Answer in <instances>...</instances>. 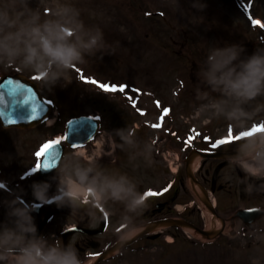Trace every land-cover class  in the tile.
Wrapping results in <instances>:
<instances>
[{"label": "clouds", "instance_id": "1", "mask_svg": "<svg viewBox=\"0 0 264 264\" xmlns=\"http://www.w3.org/2000/svg\"><path fill=\"white\" fill-rule=\"evenodd\" d=\"M191 6L197 11L206 7L201 0H192ZM97 53L98 58L110 54L102 29L86 25L80 9L70 0H36L35 6L33 0H0V70L14 68L31 74L51 91L61 81L71 83L70 70L86 64L87 58L97 57ZM196 76L197 116L222 119L245 132L264 112V103L254 104L264 98V46L247 55L241 44H214ZM115 135L121 141L115 147L138 148L133 130L117 129ZM234 151L230 164L244 173L245 179L238 181L243 190L249 195L264 192V183H252L264 182V132L237 141ZM151 153V146L145 144L129 159L139 155L151 164ZM101 158L66 154L52 170L55 175L50 180L30 185L31 203L23 200L22 190L8 189L0 182V190L8 191L11 197L0 200L6 209L5 222L0 223V264H85L73 245L50 242L48 236L38 233L33 213L45 205L72 211L82 208L93 220L110 222L114 212L109 202L122 204L120 238L128 240L141 231L134 217L147 207L144 194L126 173L101 165ZM224 179L232 177L225 175ZM252 235L264 239V230L256 229ZM253 264L259 262L254 260Z\"/></svg>", "mask_w": 264, "mask_h": 264}, {"label": "rangeland", "instance_id": "2", "mask_svg": "<svg viewBox=\"0 0 264 264\" xmlns=\"http://www.w3.org/2000/svg\"><path fill=\"white\" fill-rule=\"evenodd\" d=\"M132 1L70 0L75 7L80 9L81 18L86 25H95L102 29L110 54L106 53L101 58H98L100 54L97 53V57L87 58L88 62L86 64L76 65L70 70L71 83L61 81L51 91L47 90L39 82L43 93L53 99L58 110L64 116L70 114H94L96 111L106 112L110 124L105 126V128L111 133L110 129L114 127L111 122L114 121V117H112L114 111L128 110L126 106L119 103L122 102L121 100L114 98L121 95V93L100 95L93 85H86L80 79L85 77L86 81H90L97 78L100 83L111 85L112 81H108L109 77L119 82L127 80L126 76H128L134 80H148L155 85L164 84L162 91L170 98L177 94L178 99L173 100L170 104L174 108V119L177 117L176 125L174 126L181 131L188 130L190 123L201 125L208 122V118L199 117L197 114L194 115L192 107L184 103V98L191 95L192 88L196 89L191 82V63L187 61L185 54H190L191 57H195L197 60L201 59V62H203L209 49L214 44L222 47L226 43H237L241 44L246 49V52L254 51L256 47L264 46V32H262L264 30L254 28L250 20L247 19L248 15L261 17L259 15L264 14V6H261L264 4V0H201L206 5L203 11H197L193 8L191 6L192 0ZM35 3L36 0H33V6H35ZM114 28L117 29L115 36ZM117 35L120 37L118 38ZM114 51H116L115 54ZM136 66H140V68H136L133 73L130 72ZM9 71H16V69L0 70V74ZM119 84L121 85V83ZM151 87L153 86L148 85L147 89H151ZM255 103H264V98H258ZM178 114L181 115L178 116ZM183 116H187L188 119ZM221 124L222 122L218 121V119H211V127L213 129L221 128ZM1 131L0 144L3 146L5 141H7L14 146V149L12 151V148H10L6 153V157L3 158L0 152V163L2 164V162L6 161L11 164L12 160L13 162L18 160L19 163L28 165L30 163L28 158L30 147L27 135H20L18 140L16 138L17 135L11 134L13 132L9 131L6 134H1L3 133ZM37 137L39 138L40 136ZM149 145L152 149V162L149 167V173H152L154 169V172L162 171V178L164 176L169 178L171 174L167 172L164 156L161 152L155 151L156 146H153L152 143ZM129 149L124 150V152H129ZM139 151H142V149ZM100 153L101 155L103 154L101 150ZM166 154V163L175 166L176 161L170 157L172 152ZM111 156L114 157V151L106 157ZM138 157L139 159L143 158V156L139 155ZM137 161L138 159L136 158L134 162H131L129 168L125 164L120 165L127 168L125 173H129V177L139 185L143 183L150 185L151 182L158 181L157 176L153 177L148 173H144L143 168L140 170L142 164ZM114 167L118 170L117 165H114ZM178 191L176 202L182 203L190 198L193 199L191 201L194 203L195 200L197 201V196L191 189L186 193L180 188ZM224 194L223 191H217L214 195L221 208H223L225 199ZM221 210L224 214L228 213L226 210ZM4 216L0 215V218H4ZM200 219L203 220V224L206 227L210 225L209 219L204 215ZM114 227V223L110 225L111 233H113ZM116 232L114 230L115 236ZM181 236L187 242H189V239H196L192 234L184 230L181 232ZM170 238V236H167L168 240ZM223 240L226 242L228 239L220 238L219 242H221V245H214L215 252L211 247H205L204 249L198 247V249H195L194 254L200 253L203 256H195L194 262L191 263L243 264L242 262H244L245 264H253V261L256 260L259 264H264V243L259 249V256L254 255L251 260H247L246 257L245 261V258L242 257L243 254H239L238 241L226 246L223 244ZM182 248L184 260L186 259L184 256L188 255L187 258L189 257L192 248ZM135 249L129 248L124 251L123 255L121 254L120 259H111L103 264H151V261L154 262L159 257L155 252L156 249H152L149 254H144L143 251ZM178 249L176 247L174 251H178ZM219 250L223 251V253H218L221 252ZM163 264L167 263L164 262Z\"/></svg>", "mask_w": 264, "mask_h": 264}, {"label": "flooded vegetation", "instance_id": "3", "mask_svg": "<svg viewBox=\"0 0 264 264\" xmlns=\"http://www.w3.org/2000/svg\"><path fill=\"white\" fill-rule=\"evenodd\" d=\"M264 124V112L259 113L254 121L252 122V127L257 126V125H262ZM230 125V124H229ZM252 127H249L245 129L244 131L250 130ZM242 131L240 129H235L233 131V135H237L241 133ZM237 133V134H236ZM228 133H226L227 136ZM224 136V138L226 137ZM243 139V138H242ZM237 144V141L224 144L222 150L226 152H231L235 149ZM230 158L229 157H224L222 160L223 163V172L222 174L219 173L217 178L215 179L214 183L212 184V181H210L209 178V169H205V174L204 173H199L197 175L201 182L209 188H216L221 186L224 189V192L227 195L226 198V207L229 208V205L232 203L234 204V201L237 202L239 205L237 209H252V208H259L263 209L262 212H258L255 216V220H253L251 223L244 222V219H235L231 225L235 226L239 231H243L244 233H247L248 231H253L256 229H260L262 225H264V192H256L253 193L252 195L247 194L243 189L244 185L239 183L238 181L245 179L244 173L241 172L239 168H233V166L230 164ZM225 175H230L232 177L231 180H225L224 177ZM184 174L181 171L178 177L179 181H182ZM223 178L222 184L219 183L220 178ZM252 183L254 184H261L264 183L262 181L258 180H253ZM11 197L4 194L3 199H10ZM228 199V200H227ZM171 206L168 204V201H164L163 205H161L159 209V213H166L168 209H170ZM64 210L62 212L61 208H57L55 204L52 205H45L42 207V215L43 218L46 220L45 223V228L42 231V234L45 236L49 237L50 242L54 241H59L62 245L64 243V240L66 241L67 245L71 244L73 245L79 252L81 259L85 257L84 255V248L88 247L87 245L92 243L91 239H96L99 241V243H103V241H107L108 238L104 237L101 239L102 236H88L86 234H75V237L71 235L70 237H66L64 235H57L56 231L59 230L60 232L62 229L66 228V224L70 219L75 220V226H89L90 224L94 226H98L97 224H94V220L86 213L83 214V212H79L77 214H74V211L68 209V208H63ZM79 210V209H77ZM169 212V211H167ZM6 209L2 206H0V215H5ZM61 215V217L58 219L57 216ZM156 211H147L145 216H151L155 215ZM35 223L38 225L40 223V220L37 219V216L35 213H33ZM143 217V219L145 218ZM254 218V217H253ZM0 223H2V220H0ZM253 225V228H250L249 226ZM51 231H54L51 233Z\"/></svg>", "mask_w": 264, "mask_h": 264}, {"label": "snow or ice", "instance_id": "4", "mask_svg": "<svg viewBox=\"0 0 264 264\" xmlns=\"http://www.w3.org/2000/svg\"><path fill=\"white\" fill-rule=\"evenodd\" d=\"M253 24H259L260 22L259 21H255L253 20L252 21ZM33 79H38V77H34ZM88 83L92 84V85H95L97 86L99 89H102L105 93H117V92H120V93H123L125 91V86H115V85H109V84H105V83H98L96 80H90V81H87ZM23 103H28L29 100L27 98H23ZM159 106V105H157ZM169 113V109L165 108L163 110V115L166 116L167 114ZM35 115H36V111H35V108L32 109V117L30 118H35ZM163 118V117H162ZM153 128H159L161 127V125L159 123L157 124H153L152 125ZM261 132H264V124L262 125H257V126H253L250 130L248 131H245V132H241L239 133L238 135H233L232 133V130L229 129L228 131V134L225 138L223 139H220V140H217L215 143H213L211 145L212 148H217L218 146L222 145V144H228V143H232V142H235V141H239L241 140L242 138H245V137H250V136H253L257 133H261ZM198 135V133H197ZM205 139L207 140L208 138L205 137ZM192 140V137H189L188 138V141H186V144L187 143H190ZM61 143V140L60 139H56V140H51V141H48L46 142L45 144H43L40 149L35 153L36 157L37 158H45L48 153L58 144ZM73 147H76L75 145H73ZM49 168V164L47 162L46 159H44L42 162H39L36 164V166L33 168V172H38L40 170H47ZM164 192H167L168 189L165 188L163 190ZM163 193H155V192H152V191H148L144 194V198H147V197H154V196H157V195H162Z\"/></svg>", "mask_w": 264, "mask_h": 264}, {"label": "water", "instance_id": "5", "mask_svg": "<svg viewBox=\"0 0 264 264\" xmlns=\"http://www.w3.org/2000/svg\"><path fill=\"white\" fill-rule=\"evenodd\" d=\"M19 79L26 81L23 77H19ZM7 84L8 83L4 82L1 84V87H6ZM28 87H31V86H28ZM0 91H1V88H0ZM7 94L12 96L11 97L12 100H17V101L11 104H8V105H6L5 103H0V112L4 113V117L6 116V114L14 112L17 108L24 107L26 108V110H32V106H36V107L40 106L39 103L41 102V100L38 97V92H37L36 87L28 90L23 96L19 97V99H17L18 97H15V95H13L11 91H8ZM23 98H27L29 102L23 103L22 102ZM33 122H31L30 124H32ZM17 125L25 126L23 123H19Z\"/></svg>", "mask_w": 264, "mask_h": 264}, {"label": "bare ground", "instance_id": "6", "mask_svg": "<svg viewBox=\"0 0 264 264\" xmlns=\"http://www.w3.org/2000/svg\"><path fill=\"white\" fill-rule=\"evenodd\" d=\"M205 214L207 215V217L209 218V220L212 222L213 220L215 221V223L213 224V222L211 224H213L212 226H216L215 229H212V231L219 229L221 226V222L218 219H215L214 216L205 209ZM188 231L194 232V230L191 227H187Z\"/></svg>", "mask_w": 264, "mask_h": 264}]
</instances>
